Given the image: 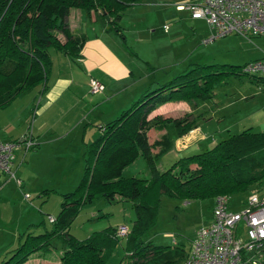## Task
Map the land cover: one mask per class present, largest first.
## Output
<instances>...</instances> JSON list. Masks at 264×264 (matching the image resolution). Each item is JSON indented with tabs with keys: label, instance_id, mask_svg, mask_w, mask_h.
Returning a JSON list of instances; mask_svg holds the SVG:
<instances>
[{
	"label": "trees",
	"instance_id": "obj_1",
	"mask_svg": "<svg viewBox=\"0 0 264 264\" xmlns=\"http://www.w3.org/2000/svg\"><path fill=\"white\" fill-rule=\"evenodd\" d=\"M142 1L0 0V109L25 90L46 88L52 69L49 47L74 62L81 57L87 37L69 29L65 19L71 8L93 12L105 22L107 31L125 43L120 21L128 7ZM243 65L193 63L154 90L145 91L116 118L102 124L97 137L86 146L80 181L74 190L61 194L51 227L41 221L43 232L27 230L21 234L18 245L0 264H23L55 239L66 246L59 264H106L121 237L124 257L117 264H183L189 247L140 241V236L156 224L161 196L191 201L229 197L250 188L263 191L264 131L246 128L229 134L211 148L179 157L160 170L158 162L172 148L173 141L163 134L150 142L148 130H161L172 123L180 137L195 127L198 117L191 113L180 117L148 116L165 102L212 99L215 86L230 76L246 77L264 86V78L243 72ZM139 156L145 158L150 177H122L124 168ZM98 196L108 202L131 203L135 216L125 236L118 235V227L114 226L93 231L83 239L70 233L71 223L81 209Z\"/></svg>",
	"mask_w": 264,
	"mask_h": 264
},
{
	"label": "rangeland",
	"instance_id": "obj_2",
	"mask_svg": "<svg viewBox=\"0 0 264 264\" xmlns=\"http://www.w3.org/2000/svg\"><path fill=\"white\" fill-rule=\"evenodd\" d=\"M199 1L143 0L141 3L127 8L120 24L125 38H127L126 52L135 58L134 61L139 62L138 67L133 69L137 77L141 71L154 73L155 78L171 72L170 77L159 83L163 84L196 62L242 65L264 56L261 36L247 38L241 34L230 33L205 42L213 35V31L209 29L207 23L203 19H191L188 16V11L176 7L177 4ZM78 9L72 8V12L78 11ZM79 10L84 13L82 9ZM87 20L89 21L88 17ZM193 22L197 25L194 26ZM88 25L91 27L92 24ZM138 36H140L139 39H137ZM59 37L64 40L62 34H59ZM119 39L122 40L120 37ZM48 50L52 59L49 84L53 83L59 70L63 72L64 76H67L68 72H71L69 68L71 64L77 77L86 76V70L83 71V67L77 66L61 52L55 51L53 47H49ZM172 62L175 64L171 65ZM262 77L264 78V75ZM145 78L142 79L144 83H147ZM154 86L151 90H154L157 85ZM40 89L41 86H37L25 90L6 108L0 110L1 141L16 140L28 132H33V128L38 129L40 122L35 123L33 109L41 98ZM87 95L92 96L88 93ZM170 102L171 104L169 102L161 104L157 109L169 112L168 115L173 117L191 113L198 117L196 124L200 126L204 121L203 118H208L210 123L207 125L209 127L207 132L212 134V137H209L207 142L191 145L188 149L182 148L181 151L171 148L158 162L160 170L167 169L177 157L211 148L215 144L211 142L213 138H216V142H218L228 137L229 134L238 133L246 128H251L253 131H264V86L252 83L246 77L230 76L226 81L216 85L212 99ZM168 105L172 107L169 110L166 108ZM77 109L56 116L55 121L62 124L70 123L71 114H76ZM49 116L50 114L47 117ZM92 127L97 133V127ZM165 131L171 138L177 136L172 123L166 124ZM65 140L60 141L57 145L59 150L55 153L56 159L54 156L50 158V152L54 151L52 149L55 146L44 144L40 156H37L35 161L30 160L27 165L28 159L26 158L18 168L19 154H24L25 150L23 145H21V150L14 149L13 158H17L14 160V165H12L13 158L11 159L10 168L15 177H11L8 173H5L3 178L0 177V185L5 182L3 189H0V262L8 258L10 250L18 245L19 234H24L27 230H32L35 234L43 232L44 227L40 225L41 221H44L47 228L51 227L48 218L49 215L57 214L60 208L61 194L74 190L80 181L83 175L84 161H77L75 157L73 158L77 141L76 130ZM206 143L208 145H203ZM182 145L184 144L182 143ZM65 150L68 151V155ZM32 153L35 152L27 151L28 158ZM61 153L62 155H60ZM25 168H28L26 170L27 179L21 175ZM122 177L149 178L150 173L145 158L139 156L124 168ZM15 178L23 180L25 187L24 185L19 186ZM262 186L264 188V179ZM252 190L253 188H250L229 195L228 209L237 212L243 211ZM213 206V198L182 201L163 194L156 224L140 236V241L152 240L157 245L174 246L178 244L187 249L195 232L208 223ZM134 216L130 202L122 200L108 202L104 197L98 196L81 209L71 223L70 233L78 239H83L91 232L108 226L125 225L128 227ZM31 223L34 225L29 226ZM123 245L124 237H121L106 264H117L124 257ZM65 248L66 246L61 240L55 239L48 248L39 252V257L44 260L58 258ZM256 259L258 264H264V250L260 255H257ZM31 260L23 264H33V257Z\"/></svg>",
	"mask_w": 264,
	"mask_h": 264
},
{
	"label": "crops",
	"instance_id": "obj_3",
	"mask_svg": "<svg viewBox=\"0 0 264 264\" xmlns=\"http://www.w3.org/2000/svg\"><path fill=\"white\" fill-rule=\"evenodd\" d=\"M188 16L191 18L190 13ZM87 17L90 22L87 20ZM65 21L71 31L84 33L87 37L85 45L82 49L81 57L76 62L72 61L77 64V66L81 68L83 67V71L86 70V76L77 77L72 64L69 65L71 72H68V75L64 76L63 72L59 70L52 84H49L51 77V74H49L50 77H48L49 79L46 82V88L44 89L41 87L39 91L41 98L39 99L38 105H36L33 109L35 123L40 122L38 129L36 130L33 128V132L31 131L36 146L30 150H33L35 153L29 155V158L26 155L27 151H25L24 154H19L17 168L18 166H21L20 164H22L26 158L28 159L27 165L30 163V160L35 161L36 157L40 156V152L45 145H50L51 147L55 146L52 149L54 151L50 152V158H53L54 156V159H56L55 153L59 150L57 145L62 140L66 141L65 139L75 130L77 141L75 144L76 150L73 158L75 157L77 161H84L83 155L86 146L97 137L99 127L102 124L111 121L108 120L111 119V117L116 118L122 110L129 107L131 103L145 91L153 89V87H155L154 85H157L156 87L160 86L161 84L159 83L165 81L168 77H170V75H172L171 72H167L162 74L159 78H155L154 73H144V71H141V74L137 77L133 69L138 67L139 62L134 61L135 58L126 52V46L123 40H120L113 32L107 31L105 22L98 18L93 12L90 14H87L85 11L84 13H81L79 9L78 11L72 12L71 8ZM89 23L92 24L91 27H89ZM193 25L196 26L197 23L193 22ZM139 38L140 36L137 37V39ZM125 42H127V38H125ZM260 57L255 58L254 60L259 59ZM174 64L175 63L172 62L171 65ZM146 75L149 76L147 77ZM144 77H146L144 80H146L147 83H144L142 79ZM91 78H95L102 82L104 87L101 92L94 94L90 92L89 81ZM87 93L92 94V96L87 95ZM169 104H171V102H169ZM166 108L169 110L172 107L171 105H168ZM74 109H77V111L76 114H71L70 123L62 124L55 121L58 115H63L66 112L70 113ZM168 113L169 112H164V110L159 111V109L156 108L149 114V118L158 114L163 117H173L169 116ZM49 114L50 116L47 117ZM203 120L204 121L201 126L196 124L195 127L191 129L192 132H188L187 135L180 137L175 136L171 138L165 131L164 127L161 130H148L147 136L149 141L152 142L161 138L163 134H167L169 139L173 141L172 149L181 151L182 148L188 149L191 145L207 142L208 138L212 137V134L210 135L207 132V129L209 128L207 125L210 123L209 119L205 117ZM92 126L97 127V133ZM91 139L93 140L91 141ZM10 141H12V139ZM211 142L217 143L216 138H213ZM182 143L184 145H182ZM203 145L208 144L206 143ZM19 149L21 150V148ZM37 149L38 151H36ZM153 151L156 152L157 148H154ZM65 152L68 155V151L65 150ZM60 155H62V153ZM16 158H13L12 165L15 164L14 160H16ZM26 170H28V168L23 169L21 172V175L25 179H27ZM4 175L5 173L0 172L1 178H3ZM4 183L0 185V189H3ZM23 185L24 182L21 180V184L19 186L22 187ZM211 221L212 215L207 221L208 223L203 226L210 224ZM30 225L34 224L31 223L29 226ZM20 235L21 234H19V240ZM192 239L189 241L188 247L190 246ZM39 252L40 251L33 253L26 262L32 261L31 258L33 257V264H59V257L47 258L44 260L39 257Z\"/></svg>",
	"mask_w": 264,
	"mask_h": 264
},
{
	"label": "built area",
	"instance_id": "obj_4",
	"mask_svg": "<svg viewBox=\"0 0 264 264\" xmlns=\"http://www.w3.org/2000/svg\"><path fill=\"white\" fill-rule=\"evenodd\" d=\"M176 7L188 10L193 19L207 22L213 35L205 42L236 33L247 38L261 36L264 48V0H200ZM242 70L247 74L264 75V56L245 63ZM103 87L99 80L90 79L91 93H99ZM21 145L25 151L36 146L31 132L16 140H0V172L15 177L10 164L14 149ZM15 179L20 185L21 180ZM228 201L227 195L214 198L212 221L195 232L183 264H258L256 257L264 250V191L253 189L245 209L240 212L229 210ZM48 220L52 222L54 217L49 216ZM127 231V226L121 225L117 232L125 236Z\"/></svg>",
	"mask_w": 264,
	"mask_h": 264
}]
</instances>
